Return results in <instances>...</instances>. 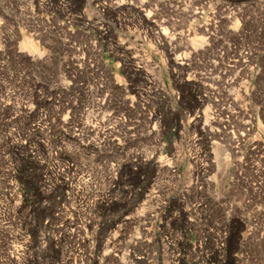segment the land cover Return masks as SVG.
Returning <instances> with one entry per match:
<instances>
[{"label":"rangeland","instance_id":"1","mask_svg":"<svg viewBox=\"0 0 264 264\" xmlns=\"http://www.w3.org/2000/svg\"><path fill=\"white\" fill-rule=\"evenodd\" d=\"M0 264H264V0H0Z\"/></svg>","mask_w":264,"mask_h":264},{"label":"bare ground","instance_id":"2","mask_svg":"<svg viewBox=\"0 0 264 264\" xmlns=\"http://www.w3.org/2000/svg\"><path fill=\"white\" fill-rule=\"evenodd\" d=\"M22 50H25L27 52H30V53H38V46L34 43L33 40L31 39H26L21 47ZM178 60V59H177ZM58 110V109H57ZM63 108H61V111H58V114H62L63 113ZM54 115V114H53ZM197 119V118H196ZM199 119V118H198ZM222 121V120H221ZM220 121V122H221ZM200 123V122H199ZM114 131H110L109 133H113Z\"/></svg>","mask_w":264,"mask_h":264}]
</instances>
